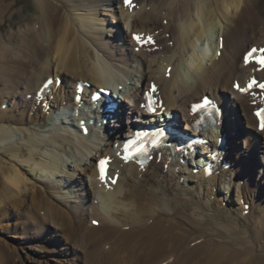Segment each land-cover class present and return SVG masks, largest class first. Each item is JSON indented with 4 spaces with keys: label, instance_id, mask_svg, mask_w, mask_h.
I'll return each mask as SVG.
<instances>
[{
    "label": "bare ground",
    "instance_id": "bare-ground-1",
    "mask_svg": "<svg viewBox=\"0 0 264 264\" xmlns=\"http://www.w3.org/2000/svg\"><path fill=\"white\" fill-rule=\"evenodd\" d=\"M132 3H136L135 9L123 5V0H34V13L20 16L0 33V107L14 105L13 111L10 105L6 111L0 109V214L6 211L0 222L10 218L12 211L24 214L30 199V206L38 203L44 207L45 220L36 217L42 231L47 232L51 225L66 232L67 222H86L84 236L72 233L71 237L80 244L86 240L83 248L91 254L90 264H264V177L260 176L264 131H257L252 113L253 105L263 102L257 96L248 98L233 91V82L243 85L253 69L242 64L244 53L253 45H264V0ZM11 7V1L0 0V24L15 14ZM107 18H112L111 31L116 32L105 31ZM133 32L153 34L156 49L135 52ZM168 67L172 69L166 78ZM53 71L62 84L49 96L50 111L75 105L73 90L79 80L96 89L126 86L131 79L133 84L125 94L129 105L118 106L114 123L109 121L115 126L109 122L102 128L89 126L87 136L77 128L84 115L65 121L70 132L57 129L55 123L62 122V117L56 115L52 120L42 107H36L34 99H26L28 94H36ZM259 74L264 78V71ZM152 80L160 85L164 105L176 115L175 120L181 113L182 122L191 121L190 104L206 92L221 103L222 126L215 127L211 137L225 136V148H219L215 157H222L230 167L221 166L218 176L209 173L211 177H205L204 168L198 166L194 174L193 162L181 165L184 153L173 150V155L164 152L158 163L152 161L144 171L115 159L110 173H119L116 185L101 183L96 161L113 152L112 144L120 141V125L135 124L132 118L141 113L140 91ZM23 87L26 92L18 95ZM62 91L64 98L59 96ZM28 106L35 115L28 116ZM39 121H53L55 128L37 133L29 125ZM188 128L187 124L183 130ZM241 137L248 153L242 154ZM215 141L209 142L213 150ZM23 166L28 167L26 172ZM249 169L256 171L254 178ZM30 179L42 181L45 189ZM242 179L244 188L238 184ZM254 179L257 185L250 189ZM218 185L227 188L222 199L226 209L211 199L212 189ZM234 193L236 200L231 198ZM244 204H249V211L257 210L248 211L243 218ZM92 220L99 226H92ZM0 264L14 262L0 250Z\"/></svg>",
    "mask_w": 264,
    "mask_h": 264
},
{
    "label": "rangeland",
    "instance_id": "rangeland-1",
    "mask_svg": "<svg viewBox=\"0 0 264 264\" xmlns=\"http://www.w3.org/2000/svg\"><path fill=\"white\" fill-rule=\"evenodd\" d=\"M8 1L12 2V7L9 10H12V11L15 10L14 11L15 14L12 17H10V19L6 16L7 19L4 21L3 24H0V27H1L0 33L1 34L3 32H5L6 30H8L11 27V25L14 24V22L20 18V16L26 15L30 12L34 13V9H33L34 8V6H33L34 0H8ZM35 8H36V5H35ZM107 19H108V21L104 22V26L106 28L105 31L108 33L109 31H111V25H112L111 20H112V18H110V19L107 18ZM121 28H122V31L123 30L125 31L124 26H121ZM111 32H116V31L113 30ZM54 74H55V72L53 71L52 75L54 76ZM24 88L25 87L21 88V91L18 93V95L26 92ZM205 94L210 95L209 92H206ZM15 95L18 96L17 94H15ZM229 96H230V94H229ZM232 98H233V96H230V101L233 102ZM10 99H13V98L11 97ZM18 102L21 103L20 100H18ZM8 108H9V105L7 107V104H4L0 107L1 110L3 109L2 111H6ZM10 108H12L11 109L12 111L14 110L13 105H10ZM28 109L29 110L27 111V109H26V111L28 112V116H30L31 114L29 113V111H30L29 106H28ZM60 109H62V111L60 110L61 113L59 112L56 115L59 117V119L62 117L63 118L62 120L64 122L65 121L69 122L70 118H68V116L66 115L67 113H64V114L62 113L64 111H67V110H64V109H66V107L61 106ZM17 110L20 112L22 110V108L17 109ZM51 115H53L52 112L50 113V116ZM56 115H55V117H56ZM66 116H67V118H66ZM52 118H54V117H50V119H52ZM35 120L38 121L39 119L35 118ZM37 123H38L37 125L35 122L33 125L30 124L29 126L34 128V130L37 133L39 132L40 134H44L46 132L48 133L50 130H52L55 127L56 128L58 127L60 129H65L69 132L71 130L67 127L66 124H61L60 121L59 122L57 121L55 123L56 124L55 127L52 126L53 121H47V122L39 121ZM67 124H69V123H67ZM246 132H249V131L247 130ZM239 139H240V143H242L243 137H241ZM18 141H21V140H18ZM243 145L244 144L242 143V149H241L242 154L248 153L249 151L247 150V147H244ZM262 145H264V141H263ZM246 150L248 152H246ZM260 150L263 151V149H260ZM259 156H261V153L259 154ZM257 160L259 161V158ZM70 161L71 160H69L68 163ZM69 165L71 168H73V163H69ZM262 166H263V169H262L260 176H262V178H263L264 177V164H262ZM193 169H194V167H193ZM27 170H28V167L23 166L22 171L26 172ZM255 172H254V169L248 170V173L250 176L252 175V178L255 177ZM194 174H196V173H194ZM228 174L231 175V173H228ZM216 176H218V175H216ZM228 179L229 178H227V180ZM234 180H235V178H234ZM30 181L36 182L33 179H30ZM41 183H42V181L36 182L35 183L36 187H38L39 189L43 188V184H41ZM238 184L240 185L239 186L240 188H242V187L244 188L245 187L244 186V179L240 180L238 182ZM255 185H257V180H255V183H253V185L251 183L250 189L255 188ZM262 185H264V183ZM43 189H45V188H43ZM219 189H221L219 187V185L217 186V189H216V187H213L212 192H211L212 193L211 199L214 201H218L220 203L221 207L223 209H226V207H227L226 201H222V199L224 198L223 196H226V194H227V191H226L227 188L223 187L222 189H224L225 191H222V189H221L220 192H219ZM250 189H249V191H250ZM216 192H219V193L217 194ZM227 197L229 198V196H227ZM46 198L49 201H52L55 205L62 208L63 210H66V212L69 211L65 206H62L61 203L60 202L58 203L55 199H53L47 195H46ZM231 198L236 200L237 199L236 193H234L231 196ZM252 199L255 200L256 196L252 195ZM29 200H28V202H26V204H25L26 207L23 209L25 211L24 214H21V212H16V211H12V213L8 212V213H11L12 216H10V218H8V219H7V217H5V219L0 222V250L5 251L6 254L10 257L11 261L14 262V264H90L91 259H92L91 254L84 253L85 250L83 248L86 240H84V244H80L77 239H75V238L72 239V237H71L72 233H76V234L78 233L79 237L82 238L84 236V234L86 233V230H84L86 228V222L81 223L79 225V222H77V221L73 222V223L66 221L67 222L66 223V232H64L63 229H61V227H59V226H58L59 227L58 228L57 226L52 227L51 225L48 226L49 228L46 227L47 232L42 231L41 230L42 228L39 225L40 221L39 220L37 221V218L45 220L44 219V207L42 205L38 206V203L31 204V206H30L29 204L31 201H29ZM176 204L179 207L182 205L180 203H176ZM247 205H249V204H247ZM257 205L258 204L256 202V206ZM237 206L240 207L239 205H237ZM182 207H183V205L181 206V208ZM244 207H245V210H244L243 214L242 215L240 214L241 217H243V218L246 217L248 214H251V211H254L257 208V207L256 208L253 207L249 211V208H247L246 204H244ZM248 211H249V213H248ZM25 213H26V215H25ZM5 214H6V211L1 210L0 220L5 216ZM28 214H31L30 216L33 217L32 219L34 221L32 219L30 220L28 218L29 217ZM7 215H9V214H7ZM67 216L70 217V215H68V214H67ZM221 216H223V214ZM20 220L23 223L19 222ZM23 220L25 222H27L29 220V225L28 226H26L27 224L24 225L25 222ZM241 222H240L241 225H243L244 221H241ZM128 223H127V225L124 226L125 228L129 227ZM2 226L7 227L8 229L7 228L4 229ZM103 233L104 232H101L100 234H103ZM98 235L95 236L94 238H97ZM53 236H54V239H52ZM108 236L109 237L107 239L110 238V235H108ZM80 238H78V239L80 240ZM116 239H117V237L115 238V240ZM101 242L102 241L99 242V246L102 244ZM106 247H108V246H106ZM116 255H117V253L113 254L112 257L115 258Z\"/></svg>",
    "mask_w": 264,
    "mask_h": 264
},
{
    "label": "snow or ice",
    "instance_id": "snow-or-ice-1",
    "mask_svg": "<svg viewBox=\"0 0 264 264\" xmlns=\"http://www.w3.org/2000/svg\"><path fill=\"white\" fill-rule=\"evenodd\" d=\"M123 2H124V5H125L126 7H132V6H133V5H132V0H123ZM133 39H135L138 43H141L142 40H143L142 37H140V36H136V35L133 36ZM148 42H151V38H148ZM257 51L261 52L262 55L259 56V57H256L255 60H254V62H255L257 65L260 66V69H264V49H260V50L252 49V50H250V51L245 55V57H244L245 65H247V64L249 63L250 58H251V57H254V55H255V53H256ZM260 69H258V70H260ZM235 87H237L238 90L241 91V92H248L250 89H253L254 87L259 88V89H261L262 91H264V82H258L255 78H253V79H251V80L248 82V84H247V86H246L245 88H240L239 85H235ZM151 90H152L153 92L155 91V85H153V86L151 87ZM148 110H149V111H153L154 109H153L151 106H149V107H148ZM256 115H257L258 117H260V120H261V124H260L261 130H264V109H261L260 111H258V112L256 113ZM160 135L162 136L163 133H161ZM126 159H127V157H126ZM106 163H107L106 160H101V161L99 162V166H100V179H101L102 181L105 180V179L107 178V177H106V168H105ZM113 182H115V181H113ZM94 223H95V221H94Z\"/></svg>",
    "mask_w": 264,
    "mask_h": 264
}]
</instances>
